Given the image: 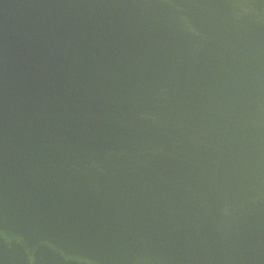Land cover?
I'll use <instances>...</instances> for the list:
<instances>
[{
	"label": "water",
	"instance_id": "obj_1",
	"mask_svg": "<svg viewBox=\"0 0 264 264\" xmlns=\"http://www.w3.org/2000/svg\"><path fill=\"white\" fill-rule=\"evenodd\" d=\"M0 264H264V0H0Z\"/></svg>",
	"mask_w": 264,
	"mask_h": 264
}]
</instances>
